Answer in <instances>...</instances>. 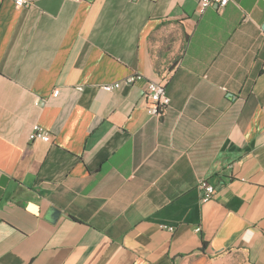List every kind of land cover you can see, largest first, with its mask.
Here are the masks:
<instances>
[{
	"label": "crops",
	"instance_id": "crops-1",
	"mask_svg": "<svg viewBox=\"0 0 264 264\" xmlns=\"http://www.w3.org/2000/svg\"><path fill=\"white\" fill-rule=\"evenodd\" d=\"M199 1L0 0V264H264V0Z\"/></svg>",
	"mask_w": 264,
	"mask_h": 264
},
{
	"label": "built area",
	"instance_id": "built-area-1",
	"mask_svg": "<svg viewBox=\"0 0 264 264\" xmlns=\"http://www.w3.org/2000/svg\"><path fill=\"white\" fill-rule=\"evenodd\" d=\"M230 0H200L198 12L202 14L209 6H217L218 8L225 7ZM17 7H24L29 4L28 0H15ZM144 79V75L139 72H134L122 81H117L114 83L104 84L103 88L107 91H113L119 88L124 83H133L137 80ZM166 81L164 78L162 81H147V86L145 89V97L147 100V112L150 115L162 117L167 112L170 106L171 99L166 91ZM57 92V91H56ZM30 140L40 139L43 141H50L51 135L48 130L42 126L36 125L29 136ZM198 188L201 192L202 203H207L213 199L216 193L215 185L208 179H203L199 182ZM169 230L173 231L175 228L173 226H164ZM200 228H198L199 230Z\"/></svg>",
	"mask_w": 264,
	"mask_h": 264
},
{
	"label": "rangeland",
	"instance_id": "rangeland-1",
	"mask_svg": "<svg viewBox=\"0 0 264 264\" xmlns=\"http://www.w3.org/2000/svg\"><path fill=\"white\" fill-rule=\"evenodd\" d=\"M167 79V77H165ZM182 264H250L245 254L239 251H227L214 257L196 255Z\"/></svg>",
	"mask_w": 264,
	"mask_h": 264
}]
</instances>
